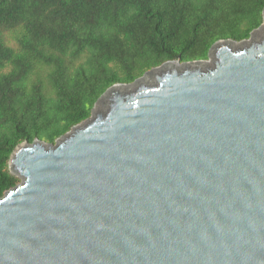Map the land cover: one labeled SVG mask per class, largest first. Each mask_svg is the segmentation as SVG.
<instances>
[{"label": "water", "instance_id": "1", "mask_svg": "<svg viewBox=\"0 0 264 264\" xmlns=\"http://www.w3.org/2000/svg\"><path fill=\"white\" fill-rule=\"evenodd\" d=\"M8 169L0 264H264V8L248 38L111 85Z\"/></svg>", "mask_w": 264, "mask_h": 264}, {"label": "trees", "instance_id": "2", "mask_svg": "<svg viewBox=\"0 0 264 264\" xmlns=\"http://www.w3.org/2000/svg\"><path fill=\"white\" fill-rule=\"evenodd\" d=\"M264 0H0V197L12 150L88 118L115 83L169 60L206 59L262 22ZM7 38L13 43H8Z\"/></svg>", "mask_w": 264, "mask_h": 264}, {"label": "rangeland", "instance_id": "3", "mask_svg": "<svg viewBox=\"0 0 264 264\" xmlns=\"http://www.w3.org/2000/svg\"><path fill=\"white\" fill-rule=\"evenodd\" d=\"M8 43H13L12 40H10L9 38H7ZM209 61H211L210 59H208Z\"/></svg>", "mask_w": 264, "mask_h": 264}]
</instances>
